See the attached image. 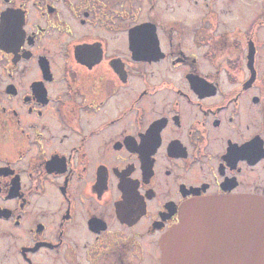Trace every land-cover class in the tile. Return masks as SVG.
Returning <instances> with one entry per match:
<instances>
[{"label": "flooded vegetation", "instance_id": "af4514ba", "mask_svg": "<svg viewBox=\"0 0 264 264\" xmlns=\"http://www.w3.org/2000/svg\"><path fill=\"white\" fill-rule=\"evenodd\" d=\"M212 197L264 198V0H0V264H162Z\"/></svg>", "mask_w": 264, "mask_h": 264}, {"label": "water", "instance_id": "95a60500", "mask_svg": "<svg viewBox=\"0 0 264 264\" xmlns=\"http://www.w3.org/2000/svg\"><path fill=\"white\" fill-rule=\"evenodd\" d=\"M203 231L222 238L203 242ZM161 248L162 264H264V198L194 199Z\"/></svg>", "mask_w": 264, "mask_h": 264}]
</instances>
